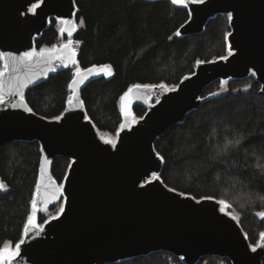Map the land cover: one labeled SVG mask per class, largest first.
I'll return each mask as SVG.
<instances>
[{
    "label": "water",
    "instance_id": "obj_1",
    "mask_svg": "<svg viewBox=\"0 0 264 264\" xmlns=\"http://www.w3.org/2000/svg\"><path fill=\"white\" fill-rule=\"evenodd\" d=\"M177 4L190 14L178 32L181 37L202 34L210 20L229 16V56L199 63L193 75L171 90L160 85L130 88L131 116L125 115L121 98L124 127L113 146L102 140L82 98L88 84L110 76L102 71L104 66L87 68L94 70L90 74L78 68L84 78L73 85V80L80 79L74 74L71 103L56 119L36 114L25 99L31 88L49 76L77 65L73 41L65 44L68 48L63 45L42 50V55L31 59L24 57L27 52L38 53L36 41L52 19L64 22L63 33L78 31L75 0H0L4 67L0 73V152L11 143L38 142L42 158L36 210L64 202L60 215L42 227L37 218L35 228L28 222L23 243L17 244L19 251L7 249L12 255L7 261L0 259V264H114L156 252L170 253L184 264H198L206 257L226 258L231 264H263L264 234L254 247L238 220L223 210L224 202L196 199L168 187L161 179L164 160L155 142L207 103L212 95L204 97V92L215 82L254 75L264 98V0H183ZM151 100L157 102L151 104ZM136 106L144 107L146 114L132 122ZM60 157L71 161L62 184L52 173Z\"/></svg>",
    "mask_w": 264,
    "mask_h": 264
},
{
    "label": "trees",
    "instance_id": "obj_2",
    "mask_svg": "<svg viewBox=\"0 0 264 264\" xmlns=\"http://www.w3.org/2000/svg\"><path fill=\"white\" fill-rule=\"evenodd\" d=\"M74 34L78 46L77 68L110 66L111 75L88 84L82 98L87 113L101 133L115 134L123 122L122 96L136 85L176 88L193 75L197 65L227 57L230 18L217 16L199 35L181 37L180 28L190 18L186 7L172 0H75ZM82 21V23H81ZM56 19L36 41L37 49L59 43ZM74 67V68H76ZM74 68H66L31 88L25 99L46 119H56L71 99ZM3 61L0 54V73ZM260 83L251 75L244 80L215 82L204 97L212 98L191 112L183 124L168 130L155 142L164 160L161 179L170 188L196 199L227 201L256 247L264 233V98ZM138 118L146 109L136 106ZM239 141V143H237ZM38 142H15L0 152V251L23 240L33 213L41 166ZM71 161L57 158L52 173L62 184ZM60 204L50 208L59 209ZM40 224L46 214L37 216ZM114 264H184L167 252ZM198 264H231L226 258L206 257ZM264 264V261H263Z\"/></svg>",
    "mask_w": 264,
    "mask_h": 264
},
{
    "label": "rangeland",
    "instance_id": "obj_3",
    "mask_svg": "<svg viewBox=\"0 0 264 264\" xmlns=\"http://www.w3.org/2000/svg\"><path fill=\"white\" fill-rule=\"evenodd\" d=\"M146 1H155V0H146ZM195 1H197V2H200V0H195ZM202 1H205V0H202ZM230 18V17H229ZM77 23V22H76ZM56 24H57V29H58V31H59V34H60V36H59V43L56 45V47H60V46H62V45H65V44H67L68 42H71V41H73L74 42V45H75V47H76V49L78 50V46H79V44L78 43H76V41H75V39H74V34H66V33H63L62 32V30H63V27H64V22L62 21V20H57L56 19ZM77 26H78V29L80 28V24H78L77 23ZM55 47L53 46V47H50V48H43V49H41V50H39V49H37L36 50V52H38V53H40V51H42V50H48V51H50V50H53ZM227 56H229V52H228V55ZM76 66H78V65H76ZM75 66V67H76ZM3 69H4V67H3ZM74 70H75V73L77 72V70H78V68L76 67V68H74ZM3 71V70H2ZM254 76V75H253ZM222 82V81H221ZM169 88V87H168ZM71 97H72V95H71ZM71 100V99H70ZM157 101L156 100H151V104H155ZM120 109H121V101H120ZM135 109V108H134ZM134 111V110H133ZM121 113H122V109H121ZM135 113V112H134ZM136 115V114H135ZM122 118H123V116H122ZM143 118V117H142ZM142 118H138L137 116H136V121L138 120V119H142ZM122 124H123V122H122ZM121 124V125H122ZM121 130V127H120V129H119V131ZM119 131L117 132V133H115V134H113V135H111V134H105V133H101L100 131H99V134H100V136H101V138H102V140H104V141H106V140H108V139H114L116 142L118 141V133H119ZM64 182V181H63ZM221 201V200H220ZM226 205H225V207H224V211L225 212H227L228 214H230V215H232V216H234L237 220L239 219L238 218V216L237 215H235L234 214V212H233V208H232V205L229 203V202H227V201H223ZM58 204V203H57ZM56 204V205H57ZM59 204H60V207H59V209H57L56 211H51L50 210V208H48V209H42L41 207L39 208V210H36V218H37V216L39 215V214H46L47 216H48V220L47 221H49V220H51L52 218H55V217H58L59 215H60V213H61V211H62V209H63V206H64V202H63V200L61 201V202H59ZM46 221V222H47ZM37 222H38V219H37ZM45 222V223H46ZM239 222V221H238ZM28 223V222H27ZM45 223H43V224H45ZM43 224H40L39 222H38V226H40V227H42L43 226ZM264 234V233H263ZM262 234V235H263ZM262 237V236H261ZM261 239V238H260ZM6 249H9V250H11L12 252H14L15 251V248H16V246H11V245H7L6 247H5Z\"/></svg>",
    "mask_w": 264,
    "mask_h": 264
},
{
    "label": "snow or ice",
    "instance_id": "obj_4",
    "mask_svg": "<svg viewBox=\"0 0 264 264\" xmlns=\"http://www.w3.org/2000/svg\"><path fill=\"white\" fill-rule=\"evenodd\" d=\"M173 3H182L183 0H172ZM195 2V0H194ZM200 2H202V0H200ZM33 11H35V9H33ZM82 23V21H81ZM65 48H68L69 45H65L64 46ZM34 55H42V53H35V52H27L24 54V57L27 58V59H31V57H33ZM72 55H75L74 53H72ZM73 63H75V61H73ZM94 70L93 69H87V72L90 74L92 73ZM102 71L107 74V75H111V69H110V66H104ZM77 76L80 77V79L78 80H73V85H76L78 83L81 82V80L84 78L82 76H80V70L78 69L77 70ZM153 88L155 87L154 85H136L135 88L139 89V88ZM159 87L161 88H166L167 86L166 85H160ZM171 90V89H169ZM132 89H129V92L125 94L124 97H122V100L124 101V111H125V115L126 116H131V112L129 111V108L128 106L131 104V93H132ZM71 103V101H69ZM15 106V105H14ZM29 111H31V109H29ZM132 122H135V118L133 117L132 118ZM124 125H121V128H123ZM106 143L108 144H111L113 146H115L116 144V141L114 139H108L105 141ZM237 143H239V141H237ZM157 179H159V177H157ZM6 187V185H4V183L2 181H0V189H4ZM57 191H61L60 189H57ZM221 203H223V201H221ZM32 206H33V213L32 215L29 217L28 219V222H29V225L33 228L36 227V202L33 201L32 202ZM262 216H264V213H261ZM27 231L28 229L26 228L25 229V233L27 234ZM21 243H23V241H21ZM17 247V252L19 251V245L16 246ZM12 255V253H9L7 249L4 250L3 253H0V259H3L5 261H7L10 256Z\"/></svg>",
    "mask_w": 264,
    "mask_h": 264
},
{
    "label": "flooded vegetation",
    "instance_id": "obj_5",
    "mask_svg": "<svg viewBox=\"0 0 264 264\" xmlns=\"http://www.w3.org/2000/svg\"><path fill=\"white\" fill-rule=\"evenodd\" d=\"M63 46V45H62ZM56 47V45L54 46ZM61 47V46H60ZM63 62H60V63H56V66H61Z\"/></svg>",
    "mask_w": 264,
    "mask_h": 264
}]
</instances>
